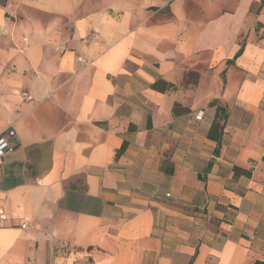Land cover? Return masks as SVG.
<instances>
[{"label": "crops", "instance_id": "crops-1", "mask_svg": "<svg viewBox=\"0 0 264 264\" xmlns=\"http://www.w3.org/2000/svg\"><path fill=\"white\" fill-rule=\"evenodd\" d=\"M0 136V264L264 262V0H0Z\"/></svg>", "mask_w": 264, "mask_h": 264}, {"label": "trees", "instance_id": "trees-1", "mask_svg": "<svg viewBox=\"0 0 264 264\" xmlns=\"http://www.w3.org/2000/svg\"><path fill=\"white\" fill-rule=\"evenodd\" d=\"M240 52H241V48L236 53V56ZM159 83H161V81H158V83H155L154 87L157 89H160ZM162 83L167 88L172 87V84L170 83H166V82H162ZM209 105L215 107V113H214L213 120L207 131V138L215 142V148L213 150V154L216 155L219 152L222 134H223V130H224V126H225V122H226L228 114H227L225 107L220 105L217 100H212L209 103ZM123 148H124V145H122V147L117 151V154L122 152ZM255 264H264V262L257 261L255 262Z\"/></svg>", "mask_w": 264, "mask_h": 264}, {"label": "built area", "instance_id": "built-area-1", "mask_svg": "<svg viewBox=\"0 0 264 264\" xmlns=\"http://www.w3.org/2000/svg\"><path fill=\"white\" fill-rule=\"evenodd\" d=\"M89 38H95V35H91L90 37L88 38H85V40L89 39ZM22 98L23 99H26L27 98V94L26 93H22L21 94ZM201 115H202V112H197L196 115H195V118L196 119H201ZM13 149L12 145L7 141L6 137L5 136H0V165L2 163V159H3V156L10 152L11 150ZM6 218V215L4 213V211L2 209H0V220H4ZM19 225L21 228H25L26 227V224L24 222H19Z\"/></svg>", "mask_w": 264, "mask_h": 264}]
</instances>
